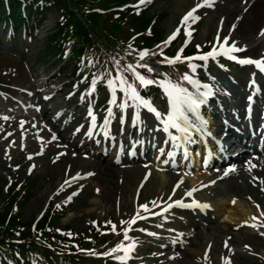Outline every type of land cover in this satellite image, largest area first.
Masks as SVG:
<instances>
[{"label": "rangeland", "instance_id": "1", "mask_svg": "<svg viewBox=\"0 0 264 264\" xmlns=\"http://www.w3.org/2000/svg\"><path fill=\"white\" fill-rule=\"evenodd\" d=\"M195 1L162 0L161 3L157 4V7L165 15V19L161 23L162 32L171 33L174 26L178 24L184 13L187 12L186 10L195 4ZM221 8L219 6L216 9L214 6V10L210 12L202 11L197 14V16L201 14L203 20L196 23V32L190 39L191 45L204 44L205 46L210 44V41L214 40L219 32L221 36L227 37L232 34L233 40H237V33L233 32L230 27L221 26L219 20L216 19L217 12ZM43 19L37 39L27 41L28 51L26 47L20 44L17 47V52L12 50L7 40H3L0 44V77L5 81L13 82L16 86H23L25 83H21L22 80L26 81L28 85L26 88L28 91H19L13 99L7 100L5 95L0 96V120H7L5 124H0V180L9 182L12 174H18V177L21 176L23 179L34 181L33 196L23 210V220L37 218L48 202L56 198L61 204L67 203L70 206L69 213L63 219L62 224H69L76 230H85L93 226L92 221H95L96 224L101 221H111V227L115 225L117 232L116 234L111 232L110 238L116 244L123 237L120 228L124 225H121L120 221L130 219L136 211L137 205L146 204L150 208L153 206L150 201L155 200L159 203L167 196L171 187L184 190L191 185V181L199 177L203 178L207 171L177 169L173 172L168 171L164 175L165 173L159 164L142 168L136 163L125 161L126 163L115 165L111 156L107 159H95L93 162V154L90 155L87 151L97 155L94 147H88L85 154H79L74 149L61 145L57 135V139L52 140L51 135L56 133L51 131L52 120L59 125L68 122L72 129L79 127L80 130H87L85 113L88 106H85V109L79 106L81 96L76 94L75 97H72L74 95L71 91L72 85H68L72 80L75 62L52 60L53 69L45 72L47 65L39 68L30 67L34 53L44 47L45 37L53 30L57 16L54 12L47 11L43 15ZM191 24L194 25L195 22H189L188 25ZM1 30L0 28V33ZM262 38L264 35L260 34L258 38H254L253 41L242 44V46L252 47ZM262 53H264V47L261 52L253 56L257 58ZM10 55H13V58ZM22 56H25L24 59ZM165 69L173 81L180 80L182 67L172 65ZM86 70L88 71L89 68ZM58 71L61 72L60 75L57 74ZM26 74H30L33 78L29 81ZM50 75H55L52 78L56 81L55 87L60 88L62 86L63 88V85L67 83L62 91H52L49 86L41 85ZM24 77L25 79H23ZM76 81V79L73 80V82ZM180 82L183 84V81ZM48 94L49 97L42 101L41 97ZM51 97L53 100L50 101ZM69 99L71 109L64 110L62 107L66 105ZM37 106L39 110H37ZM93 111L98 117L97 122L102 123L105 112L100 115L98 109L94 107ZM29 168H31L30 171ZM97 170L105 171L109 176L107 181L110 189L107 190L108 196L106 197H101L97 191L96 185L99 184L96 182ZM148 172L151 175L144 179ZM77 173L80 174V178L71 180L70 177ZM85 173H92V175L85 177ZM177 176L183 178L179 180L181 184L172 185ZM66 180L68 181L67 185L64 183ZM213 186L215 185L210 187ZM74 191L77 194L72 196L70 200L66 199ZM204 194L207 199L208 194ZM168 196L171 195L168 194ZM251 197L256 201L264 202V193L262 192H251ZM236 198L241 202L243 201L247 207L249 204V209L252 208V204L248 202L250 199L247 192L242 197L227 195L225 198L217 197L207 201L209 207L206 210L213 217L211 225H208L210 234L207 232V226H201L202 221L198 223L200 227H196L194 230L204 232L205 239L202 236L191 235L193 228L185 229L180 225V232L185 233V243L167 257L156 254L152 255L150 260H157L156 264H223L222 258H227L230 264H264V235H261L264 229L239 227L241 221L237 217L233 218L228 209H225L230 203L228 201ZM93 200H96L97 204L91 205L90 202ZM80 203H85V207H78ZM253 206L252 212L257 217L256 220H259L262 218L261 211L258 210L260 209L259 205L253 203ZM142 212L143 210H141ZM215 226L224 230L229 229L231 234L217 233ZM132 234L136 244L134 248L136 254L145 259L146 249L139 247V244L144 242L148 244L151 240L146 239L143 235ZM230 235L234 237L231 238ZM195 241L198 244H195ZM224 242L228 244L226 249H222L220 246ZM190 246L196 247V250H190ZM206 251L207 259H205ZM87 256L92 257L93 255L88 254Z\"/></svg>", "mask_w": 264, "mask_h": 264}, {"label": "trees", "instance_id": "2", "mask_svg": "<svg viewBox=\"0 0 264 264\" xmlns=\"http://www.w3.org/2000/svg\"><path fill=\"white\" fill-rule=\"evenodd\" d=\"M3 1L0 0V21L3 24L11 23L14 33L24 27L27 35H32L33 29L27 25L28 19L19 14L20 5H26L27 16L33 9L42 12L48 7H54L60 13L61 19L57 24V32L48 38L46 51L52 56L60 57L66 48L73 46L72 54L75 57L81 56L86 61L91 59L96 62L99 73L105 69L101 61L92 56L90 48L95 47V38L103 36L106 42L113 41L117 33L118 40L123 39L125 42L137 34L138 37L132 42L137 48L149 47L153 41L161 38L157 28L158 18L149 16L143 10L135 12L128 9L125 13H119L120 18L114 20V23H105L115 13L112 9L128 0H6V6ZM7 84L8 82L0 77V90H4V85ZM3 184L4 182L0 181L1 264L75 262L76 257L65 253L74 249L75 243L81 244L82 238L75 237L72 240L73 237H67V231H56L62 212L50 209L35 224L33 221L21 222V211L31 195L30 185L18 180L6 187ZM91 232L95 234L94 230ZM93 241L95 242V239ZM26 252H30V256Z\"/></svg>", "mask_w": 264, "mask_h": 264}, {"label": "snow or ice", "instance_id": "3", "mask_svg": "<svg viewBox=\"0 0 264 264\" xmlns=\"http://www.w3.org/2000/svg\"><path fill=\"white\" fill-rule=\"evenodd\" d=\"M146 0H137V5L144 4ZM213 0H200L199 3H195L192 8H190L184 15L181 17L176 29L172 30L170 35L163 40L161 43L165 46L172 41L177 32L180 30V27L183 26V31L185 35V43H187V38L190 36V31L188 28L189 22H195L199 19L197 15H195L196 10L203 7V6H211ZM137 5H133L135 8ZM240 17H237L239 20ZM235 25H232L234 28ZM260 34L264 35V28L260 29ZM216 43H213L210 50L206 51L200 55L194 56H187L181 57V52L183 48L177 50L176 54L172 57L163 56V58L157 61L158 64H168L172 65L177 61H188V68L190 70L195 69V65L192 63L193 60L206 62L209 59L213 61L216 60L218 56H223L226 59L233 60L241 65H253L261 74H264V53L261 54L260 58L252 59V58H238L235 55H232L234 52H241L244 51L242 47H237L235 41L231 42L227 46L223 41H219L218 37H214ZM228 37H224V41H227ZM159 48V45L156 46ZM199 48V45H197ZM147 49H141L138 51L139 60L137 63H125L123 67H121L118 63H114L113 67L116 69L115 75L109 74V78L104 79L101 81L100 75L93 74L91 76V82L87 88L88 93H93L96 90L98 82H102L103 85L106 86V90L109 93V97L107 100V107L104 109L105 115L103 116V122L99 125V127L103 130V134L105 136L109 135L108 132V125L110 123L111 117L113 115V105L120 110V122H123L124 116L123 112L126 108L131 107L132 109V116L133 122L139 123V116L138 113L140 110H146L147 112L151 113L152 116L155 117V120L161 126L162 131L166 135L167 139L172 141L175 146H183L184 143H192V136L193 133H197L203 138L205 135H208L206 132L207 129V121L201 115L200 109L205 104L207 98L211 96L212 88L207 83H201L199 80L193 78L188 74L181 75L179 81H172L171 79L164 77L163 79H154L149 78L148 76L142 75L137 68L146 69L148 73H152L153 69L148 66L147 63H141L145 56L153 55ZM162 54V53H161ZM89 63L91 64L92 61L89 59ZM128 72L131 75L132 81L135 83H130L129 80L125 77L123 73ZM180 81L186 82L187 85H190L191 88L184 86ZM252 83V81H250ZM149 85H156L161 90L163 95L166 97L167 100V108L165 113H161L157 110L151 103L148 98L142 97L138 91V89H143ZM75 87V85H73ZM117 91L122 93V96L119 100V103L116 101ZM71 95V93H69ZM48 97H45L47 99ZM249 101L252 100V97L249 96L247 98ZM37 110L39 107L37 106ZM59 115V113H57ZM87 116L89 117L87 122V131L84 133L86 136L93 135V129L97 127V117L93 111L92 102H89L88 109H87ZM6 119V117H5ZM80 128L77 127L73 134L79 132ZM52 140H56L57 137L53 133L51 135ZM215 143L217 145L221 144L220 140H216ZM173 155L172 151H168V156L171 157ZM30 158V157H29ZM246 165L249 168L256 167L255 164L252 163L251 160L246 162ZM18 167V166H17ZM31 168H29V171ZM234 170V169H231ZM230 169H225L224 174H228ZM88 175H92V173H85L84 176L87 177ZM80 178V174L77 173L73 177H70L71 180H76ZM147 178V173L145 175ZM257 179V177H253V180ZM65 185L68 184L66 180ZM180 183L179 181L177 182ZM209 183H212L211 181ZM82 187V186H81ZM203 187V185H202ZM197 189L193 188L191 190L185 191L184 196L191 197L192 192L196 191ZM264 190V189H262ZM78 191V190H77ZM175 191V188H173ZM77 194L76 191L72 192L69 197L66 199L70 200L72 196ZM150 203L155 206L156 201H150ZM173 205L178 207L184 208H200L206 209L209 207L206 203H199L195 199L191 200L190 203H182L181 200H174L171 203H167L164 208L160 209V212L163 213L167 211V209L171 208ZM141 210L143 212H149V208L146 204H139L136 207V211L132 215V217L128 220H121V225L124 227L120 228V232L123 233L122 240L115 244L114 247L107 249L102 253H96L94 250H81L77 249L78 251H88L92 255H101L105 257H111L120 264H124V262L129 258V254L134 250L136 244L132 242V238L128 235V232L132 225L137 220L144 219L145 217L142 215ZM259 210V209H258ZM150 215H158V213L150 212ZM261 216L264 217V213H261ZM253 221L257 219V217L253 216L251 218ZM93 225L96 224L95 221L91 222ZM111 224V221L106 222ZM252 227H257L255 223L251 225ZM159 227V225H158ZM259 227H264V222H262ZM59 231V229H57ZM111 231L116 234L117 229L115 225L111 227ZM137 231H146L144 229H137ZM148 235H156L155 233H147ZM69 237H71L72 233H67ZM264 235V232L261 233ZM124 241H129L128 243H124ZM231 251V249H229ZM120 253V254H117ZM171 259V257H170ZM205 259H207V251L205 252ZM223 264H230L227 258H222Z\"/></svg>", "mask_w": 264, "mask_h": 264}, {"label": "bare ground", "instance_id": "4", "mask_svg": "<svg viewBox=\"0 0 264 264\" xmlns=\"http://www.w3.org/2000/svg\"><path fill=\"white\" fill-rule=\"evenodd\" d=\"M222 1H223V4L221 5L222 8L217 12L216 19L219 20L222 26L230 27L233 30V32L235 31L237 33L236 45L242 47V44L250 43L251 41H253L254 38H258L260 35V29L264 27V0H222ZM218 2L219 0H213V3L218 4ZM237 17H240V19L237 20ZM232 25H235V27L232 28ZM263 47H264V39H262L261 41L258 42L257 45L252 46L249 49L243 48L244 51L239 52V54L254 55L259 53ZM237 107L238 105L228 110L225 113L227 117H229L230 119H234L236 112H238L239 110V108ZM145 121L146 120H144V122ZM64 128L65 126L63 125V126H57L56 128L54 127V129L52 130L56 131L57 137L61 141V145H66L69 148H73V144H71L70 140L75 137L77 139L80 138L81 140V135L79 133L73 134L75 129L71 130ZM141 129L142 131L145 130V132L143 133L145 137L144 138L145 141L149 137L153 138V135L151 136L150 132L146 130L145 126H142ZM221 131L222 128L219 127L216 133L219 136V138H221L222 145L224 146V151L228 150L229 148L227 152L228 154L225 155L226 161L220 164L219 167L215 170V172H211L207 178V180L212 179L214 181H217L218 184H216L211 188L209 187L203 188V190L200 193L199 191L196 190V193H198V195H201L199 196V199L204 200V195H203L204 193L208 194L207 200H212L214 198L225 197L227 195L242 197L246 194V192L249 194V196H251V192H258V190L264 189V159H259L258 157L251 156L249 153L247 152L245 153L243 149L236 148L239 149V152H242L241 153L242 159L240 161L233 160L235 162V166L230 167V164H226V163L229 162V160L227 159L232 158L231 156H229L231 154V143H229L226 134H221ZM231 133L236 135L235 132L232 130ZM88 137L83 138L84 143L85 142L89 143L92 140L91 137L89 139ZM239 143L244 144V138H241ZM198 146H200V144H198ZM164 149L165 147H162L161 150L159 149V152L163 151ZM247 150L248 152L251 153L254 151V147L250 145ZM156 155H158V152H156ZM249 160H251L252 163L256 165V167L249 168L246 165V162ZM92 161L95 162V158H93ZM144 166L145 165H142L141 167L144 168ZM225 169H230V171L226 175L224 174ZM150 175H151L150 172H148L147 177ZM96 176H97L96 182L99 183L98 185H96L97 191L99 192L101 197L108 196L107 190L110 189V187L108 186L107 178L109 176L107 172L97 170ZM253 177H257V179L253 180ZM144 179H146L145 176ZM200 181L201 180H197L195 182L192 181L191 186L197 183L200 184ZM231 202H232L231 205L229 203L225 207L228 209L230 215L233 218L237 217L245 224L250 225L251 223L250 219L252 218V214L250 210L245 209V207L247 206L244 204V202L243 201L236 202L235 204L233 203V200H231ZM84 204L85 203H80L78 207H85ZM90 204L95 205L97 204V202L96 200H93L90 202ZM200 221L206 222L207 231H209L210 227H208V225H211V221H212V217L210 214L207 215L206 218H203L201 215L192 212L190 218H182L180 221L177 222V225L190 228V226H199L198 223ZM215 229L217 233H220L222 235H224L225 233L231 234L229 229L224 230L218 226H215ZM194 235L204 237V233L200 231H194ZM215 238L217 237L215 236ZM213 240L215 239L213 238ZM195 244L198 243L196 242ZM220 246L223 249L225 248V245L220 244Z\"/></svg>", "mask_w": 264, "mask_h": 264}]
</instances>
